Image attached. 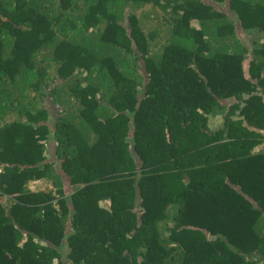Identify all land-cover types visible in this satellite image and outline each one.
<instances>
[{"label":"trees","instance_id":"1","mask_svg":"<svg viewBox=\"0 0 264 264\" xmlns=\"http://www.w3.org/2000/svg\"><path fill=\"white\" fill-rule=\"evenodd\" d=\"M0 164V264H264V0H0Z\"/></svg>","mask_w":264,"mask_h":264},{"label":"rangeland","instance_id":"2","mask_svg":"<svg viewBox=\"0 0 264 264\" xmlns=\"http://www.w3.org/2000/svg\"><path fill=\"white\" fill-rule=\"evenodd\" d=\"M252 39H253V36L252 35H247L245 38H243V41L245 44H248L247 41H250L252 43ZM50 184H48V182H41V183H35V182H32L29 186L31 189H43L47 186H49Z\"/></svg>","mask_w":264,"mask_h":264},{"label":"built area","instance_id":"3","mask_svg":"<svg viewBox=\"0 0 264 264\" xmlns=\"http://www.w3.org/2000/svg\"><path fill=\"white\" fill-rule=\"evenodd\" d=\"M2 175H3V169H2V166L0 164V182H1Z\"/></svg>","mask_w":264,"mask_h":264}]
</instances>
